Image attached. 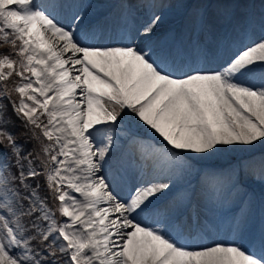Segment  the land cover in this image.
<instances>
[{
    "label": "snow or ice",
    "instance_id": "snow-or-ice-1",
    "mask_svg": "<svg viewBox=\"0 0 264 264\" xmlns=\"http://www.w3.org/2000/svg\"><path fill=\"white\" fill-rule=\"evenodd\" d=\"M182 6L153 40L162 16L137 28L131 4L82 26L68 0H0V264H264V204L239 183H264V155L195 167L264 144V13ZM229 31L245 43L222 56Z\"/></svg>",
    "mask_w": 264,
    "mask_h": 264
},
{
    "label": "bare ground",
    "instance_id": "bare-ground-1",
    "mask_svg": "<svg viewBox=\"0 0 264 264\" xmlns=\"http://www.w3.org/2000/svg\"><path fill=\"white\" fill-rule=\"evenodd\" d=\"M68 2L82 5V8L80 10L85 14V19L88 18L96 19V22L94 24L103 23L106 20V18L110 19L116 17L121 10L122 4L125 6L128 4L132 5L133 9L135 10L134 23L137 28L141 27L147 21V19L149 18L152 12L158 13L162 16V20L156 28L155 36L153 37V40H160L167 38L173 34H178L180 30H177L176 28H171V26L173 25L172 22L178 20L179 18L184 17L185 20L183 21V23H185L187 18V13L190 11L189 8V10L185 13V15L182 16L180 0H154L155 3H157L158 5H162V7H156L154 9H151L150 11L141 6V0H68ZM197 2H200V0H193L192 4H195ZM239 2L242 5L240 9L241 12L251 11L254 12L257 16H259L261 13H264V7H263L264 0H239ZM62 22L65 23L67 22V16ZM259 35H260L259 31H257L256 36L258 37ZM240 37L241 35L238 34L237 32L229 31L227 41L225 47L221 51V55L222 56L230 55L239 47H243L244 40L242 42ZM147 44H148L147 40H142L140 42L141 47H144ZM257 144H261V143L258 142ZM241 151L243 150L237 149L236 151H227L226 153L230 154L229 157H232L231 154L236 155L238 154V152ZM243 153L244 152H241V154ZM262 155H264V150L263 151L261 150L260 152H256L253 154L246 153L242 157V159L246 161L252 157L259 158ZM239 175H241L240 177L241 181H239V183H241V185L243 186V190L246 191L253 198L254 211L258 218V214L261 209V206L262 204H264V184H260L257 181H255L253 176L246 170L241 171ZM192 182L193 184H196V180L193 179ZM220 211L227 213L228 209L225 208ZM156 219H159V217H153V220Z\"/></svg>",
    "mask_w": 264,
    "mask_h": 264
},
{
    "label": "rangeland",
    "instance_id": "rangeland-1",
    "mask_svg": "<svg viewBox=\"0 0 264 264\" xmlns=\"http://www.w3.org/2000/svg\"><path fill=\"white\" fill-rule=\"evenodd\" d=\"M180 3H181L180 4L181 14L183 16L189 10V8L183 7L182 5L192 4L193 0H180ZM184 20H185L184 17H182V18H179L178 20L172 22L173 25L171 24L172 25L171 28H176L177 30H180V32H181L183 25H184V23H183ZM6 48H7V46L0 45V51H4V50H6ZM11 130L19 134L21 132L19 122H17L16 127L12 128ZM139 131L141 134H143L145 136L151 135V132L146 131L145 129H140ZM18 139H19L20 143L25 144V150H27L30 147V145L26 144V141H25L23 136L18 135ZM257 145L252 149L246 150V152H245V150L241 151V152H244L243 154H241V152H238L239 155L238 154H236V155L231 154L232 157H229L230 154H228L226 152H221V153L216 154L217 156L215 155V156L208 157V158H205L202 160H198L195 162V167L197 170H199L201 172L212 171V172H217L220 174H225L227 176V174L232 172L234 169H239L240 166L242 165V163L245 162V160L242 159V157L246 153L247 154H253L256 152H260L261 150L262 151L264 150V144H257ZM259 145H261V146H259ZM214 159H216V160H214ZM241 171H243V170H241ZM240 177H241V175H239V181H241ZM190 179L192 181H193V179L196 180L195 175H193ZM255 181L260 183L258 179H255ZM28 183L33 185V186H37V185L39 186L38 191H39V194L41 197L48 194L47 189L45 188V176L44 175H39L35 179H30L28 181ZM260 184H264V183H260ZM25 203H27V201H25ZM49 203H53V201L49 200ZM60 219H61V217L58 215L57 220H60Z\"/></svg>",
    "mask_w": 264,
    "mask_h": 264
}]
</instances>
